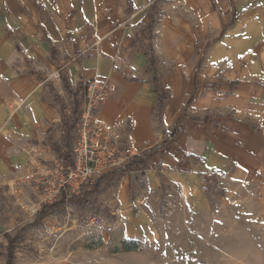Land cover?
I'll return each mask as SVG.
<instances>
[{"label": "crops", "instance_id": "crops-1", "mask_svg": "<svg viewBox=\"0 0 264 264\" xmlns=\"http://www.w3.org/2000/svg\"><path fill=\"white\" fill-rule=\"evenodd\" d=\"M62 75L80 88V114L87 81L114 83L99 115L149 152L116 178L122 193L138 176L125 216L150 201L156 212L164 194L167 209L244 228L260 253L249 263L264 264V0H0V185L11 195L28 171L72 161L80 115ZM15 199L38 213L49 204L32 183Z\"/></svg>", "mask_w": 264, "mask_h": 264}, {"label": "rangeland", "instance_id": "rangeland-1", "mask_svg": "<svg viewBox=\"0 0 264 264\" xmlns=\"http://www.w3.org/2000/svg\"><path fill=\"white\" fill-rule=\"evenodd\" d=\"M136 181L122 193L121 179L108 181L36 225L38 211L17 202L8 183L0 185V264L7 258L9 236L16 242L12 264H250L260 257L244 228L231 234L228 220L220 227L213 216H184L180 203L167 209L164 194L156 212L150 201V209L125 216L136 198ZM93 185L74 195L83 196ZM128 223L133 237L125 234Z\"/></svg>", "mask_w": 264, "mask_h": 264}, {"label": "built area", "instance_id": "built-area-1", "mask_svg": "<svg viewBox=\"0 0 264 264\" xmlns=\"http://www.w3.org/2000/svg\"><path fill=\"white\" fill-rule=\"evenodd\" d=\"M115 90L114 83L107 79L94 78L85 83L72 161L56 160L53 165L28 171L11 187L15 198L19 199L25 193L29 183L38 191L40 204L52 203L63 193L67 196L79 194L103 175L128 168L142 154L143 151L124 140L125 130L121 123L107 121L99 115ZM33 152L39 150L33 149ZM203 189L208 191V184Z\"/></svg>", "mask_w": 264, "mask_h": 264}, {"label": "trees", "instance_id": "trees-1", "mask_svg": "<svg viewBox=\"0 0 264 264\" xmlns=\"http://www.w3.org/2000/svg\"><path fill=\"white\" fill-rule=\"evenodd\" d=\"M155 9H156V3H154V5H153V10H155ZM150 62L152 65L155 64V59L153 56L150 57ZM62 78H63V81L65 82V85H66L67 89L69 90V92H71L75 95L73 110H74L75 114L80 115V111H78L79 101L76 97V95L79 93L80 88H78L75 92L72 91L70 84L64 78V75H62ZM155 83H156V90H157V92L159 94V98H160L159 109L161 111L164 107V102H165L167 93L165 90H162L159 87L157 78H155ZM178 132H179V129L177 128L172 134L165 133L164 141L160 145L155 147V150L159 151L161 148H164V147L168 146L169 144H171L172 141L174 140V138L176 137V135L178 134ZM148 156H149V152L143 151L142 154L140 156L136 157L134 159V161L128 166V169L134 170V169L141 168L143 165L146 164ZM123 172H124V169H120V170H116V171L107 173V174L103 175L102 177H100L94 183L91 191L84 192L83 196H72L71 198H69L67 200H71V201L80 203V202H82V200L86 196L96 192L104 183L116 179ZM65 202H66V197H63L59 201L43 205L42 210L37 214V217H36L33 224H35V225L38 224L43 219V217H45L48 213L55 211L56 209L61 207ZM7 236H9V235H7ZM9 238H10V242H9L8 248H7V258H6L5 264H12L14 261V258H15L14 249H15L16 242H15L14 238H12L10 236H9Z\"/></svg>", "mask_w": 264, "mask_h": 264}]
</instances>
